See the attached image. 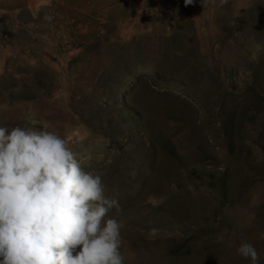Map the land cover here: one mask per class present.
Listing matches in <instances>:
<instances>
[{
    "label": "rangeland",
    "instance_id": "1",
    "mask_svg": "<svg viewBox=\"0 0 264 264\" xmlns=\"http://www.w3.org/2000/svg\"><path fill=\"white\" fill-rule=\"evenodd\" d=\"M14 126L102 177L124 264H264V0H0Z\"/></svg>",
    "mask_w": 264,
    "mask_h": 264
},
{
    "label": "clouds",
    "instance_id": "2",
    "mask_svg": "<svg viewBox=\"0 0 264 264\" xmlns=\"http://www.w3.org/2000/svg\"><path fill=\"white\" fill-rule=\"evenodd\" d=\"M113 209L122 211L118 199L61 135L0 127V264H124ZM237 252L258 264L253 244Z\"/></svg>",
    "mask_w": 264,
    "mask_h": 264
}]
</instances>
